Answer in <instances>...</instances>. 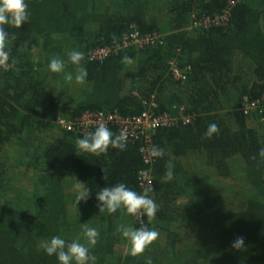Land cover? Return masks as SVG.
<instances>
[{
    "label": "trees",
    "instance_id": "1",
    "mask_svg": "<svg viewBox=\"0 0 264 264\" xmlns=\"http://www.w3.org/2000/svg\"><path fill=\"white\" fill-rule=\"evenodd\" d=\"M227 1L28 0L29 23L6 29L10 59L0 66V264H58L42 242L60 236L86 244L84 223L100 234L90 247L96 264H264V122L240 111L244 100L264 94V0H239L226 26L191 28L223 13ZM134 32L159 42L121 48ZM74 49L85 54L83 84L48 69L58 56L75 73L68 62ZM96 49L109 52L91 59ZM124 56L133 63H122ZM170 62L186 70L185 81L172 78ZM151 101L157 114L182 105L194 116L190 125L151 135L152 147L165 151L151 165L140 140L97 156L76 147L94 129L81 134L55 123L85 111L131 117ZM210 123L220 131L205 139ZM169 162L174 177L165 182ZM144 170L159 206L155 218L123 208L99 212L95 193L106 186L124 183L143 194ZM77 182L92 192L78 205ZM121 224L159 236L132 256ZM237 236L245 238L244 250L231 247Z\"/></svg>",
    "mask_w": 264,
    "mask_h": 264
},
{
    "label": "clouds",
    "instance_id": "2",
    "mask_svg": "<svg viewBox=\"0 0 264 264\" xmlns=\"http://www.w3.org/2000/svg\"><path fill=\"white\" fill-rule=\"evenodd\" d=\"M30 11L28 0H0V66H6L10 59L8 43L10 33L6 29H20L22 25L29 23ZM85 54L79 50H72L68 54V62L76 66L75 73L66 72V61L58 56L49 60L48 69L51 73L63 74L66 81H75L83 84L88 76L87 69L82 65ZM122 63L131 64V57H122ZM220 131L215 123H210L204 133L205 139H210ZM128 130L121 128L119 134H114L104 122H99L93 132L80 137L76 141V147L81 152L95 154L97 156L106 153L109 147L123 151L127 146ZM152 158H162L165 151L159 146L150 149ZM258 157L264 161V148L258 152ZM174 166L169 162L163 180L170 181L174 177ZM151 188L145 189L143 194L129 188L124 183L111 187H104L95 193L98 202L99 212L107 211L109 214L116 213L123 208L130 216L155 218L158 211V204L148 193ZM75 203L87 202L92 196L91 190L83 182L75 185ZM82 235L86 241L81 243L79 239L67 242L60 236H54L50 240L42 242L41 248L48 256H55L58 264H96V257L90 254V247L95 246L99 238V232L95 227H89L87 223L81 225ZM117 231L121 233L130 244V255L138 256L144 253L145 249L157 240L159 233L148 227L132 228L121 224ZM236 251L244 250L245 238L237 236L231 244ZM146 264H152L147 260Z\"/></svg>",
    "mask_w": 264,
    "mask_h": 264
},
{
    "label": "built area",
    "instance_id": "3",
    "mask_svg": "<svg viewBox=\"0 0 264 264\" xmlns=\"http://www.w3.org/2000/svg\"><path fill=\"white\" fill-rule=\"evenodd\" d=\"M239 2V0H228L225 11L214 18L203 17L195 20L191 28L207 29L210 26H226L231 9ZM159 42L156 35L152 36H140L138 32L126 34L121 41V48H127L130 46L142 47L145 44H155ZM109 52V49H96L90 53L91 59L100 60L105 57ZM169 72L172 78L176 81L186 80V70L177 66L176 62L169 63ZM5 67V66H3ZM6 68V67H5ZM147 103H145L146 105ZM157 105L154 102H149L145 110L138 115L131 117H123L117 112L105 113L102 111H85L76 120H70L66 118H58L56 125L68 132H78L84 134L91 129L97 127L99 122H104L110 129H116L119 134L121 128L128 130V140L131 142L134 140H140L143 142V146L140 152L143 155L144 162L146 164H152L155 158L150 156V149L152 148L151 135L159 129L174 128L179 125H190L194 121V116L186 112V109L182 105H173L171 107L172 114L170 112H164L157 114L155 110ZM240 111L246 115H259L260 120L264 122V94L259 99L244 100L241 105ZM138 181L140 187L145 189L151 187V178L149 172L140 171L138 173Z\"/></svg>",
    "mask_w": 264,
    "mask_h": 264
},
{
    "label": "rangeland",
    "instance_id": "4",
    "mask_svg": "<svg viewBox=\"0 0 264 264\" xmlns=\"http://www.w3.org/2000/svg\"><path fill=\"white\" fill-rule=\"evenodd\" d=\"M227 186H228V184H227ZM222 187H220V189H221ZM234 189H232V191H233ZM224 190H222V191H220V192H223ZM235 191V190H234ZM230 196V195H229ZM127 251V247H123V248H121V249H119L118 250V252L119 253H125Z\"/></svg>",
    "mask_w": 264,
    "mask_h": 264
}]
</instances>
